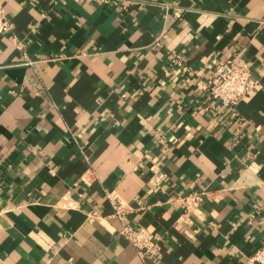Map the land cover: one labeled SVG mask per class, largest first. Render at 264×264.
<instances>
[{
	"label": "crops",
	"instance_id": "obj_1",
	"mask_svg": "<svg viewBox=\"0 0 264 264\" xmlns=\"http://www.w3.org/2000/svg\"><path fill=\"white\" fill-rule=\"evenodd\" d=\"M0 3V264H250L264 246V0ZM232 55L261 83L237 115L208 89ZM110 197L161 255L120 234Z\"/></svg>",
	"mask_w": 264,
	"mask_h": 264
},
{
	"label": "built area",
	"instance_id": "obj_2",
	"mask_svg": "<svg viewBox=\"0 0 264 264\" xmlns=\"http://www.w3.org/2000/svg\"><path fill=\"white\" fill-rule=\"evenodd\" d=\"M108 1V0H106ZM13 31L4 6L0 3V34ZM14 44L19 49H24V44L14 37ZM261 83L253 77V72L248 65L237 62L235 55L220 60L211 74L208 89L213 99L218 100L231 109L234 115L238 114L237 107ZM114 207L113 216L120 222V234L125 236L136 248L138 254L144 259H153L161 255L162 246L156 240L154 232L148 229H135L127 222L130 208L121 203L117 198L110 197ZM195 203L201 199L200 194L189 196ZM93 216H98L97 211H92ZM250 264H264V246L251 259Z\"/></svg>",
	"mask_w": 264,
	"mask_h": 264
}]
</instances>
